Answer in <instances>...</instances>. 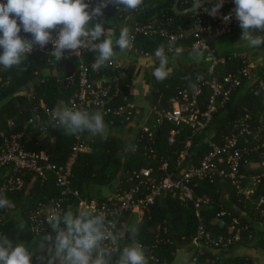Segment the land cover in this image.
I'll return each instance as SVG.
<instances>
[{"label":"trees","instance_id":"trees-1","mask_svg":"<svg viewBox=\"0 0 264 264\" xmlns=\"http://www.w3.org/2000/svg\"><path fill=\"white\" fill-rule=\"evenodd\" d=\"M174 2L175 0H143L146 9L142 15L135 13V10H127L123 7L117 9L109 4L105 11L106 23L97 18L96 21L103 23L105 29H109L112 26L108 18L109 7H111L116 20L128 14L134 16L129 34L135 23H152L165 19L171 20V29H190L193 13L177 15L173 10ZM190 6L191 0H181L179 8L184 10ZM232 6L234 4L223 1L224 10H229ZM20 35L31 39V34L23 31ZM255 35L264 36V32H257ZM192 43L191 36L182 44L185 47H191ZM215 43L216 41L213 44L214 48ZM161 45L166 48L172 44L163 37L140 36L136 40L135 47L142 52L155 54V50ZM256 49L264 51V44ZM165 54L167 56L179 55L168 52ZM91 55L95 56V53L91 51L86 54V56ZM76 66V59L64 58L61 61L54 59L48 62L40 55L26 56L21 66L10 70L0 66V139L1 136L21 134L27 150L45 153L49 162L56 167L66 166L73 159L71 190L78 196L73 194L67 196L68 200L63 206L65 210L71 208L77 211L81 200L101 202L105 199L102 197V190L107 186H115L114 189L122 193L129 191L136 183L132 180L134 170L152 166L158 168L167 163V171L160 172L159 175L172 172L179 175L188 165L200 164L210 152V141L221 143L224 137L239 133L236 124L241 118L249 115V121L255 127L259 125V117L264 113V91L262 90L261 94L256 96L253 91L254 86L251 83H244L215 113L211 124L203 132L195 133L190 128H183L176 136L174 143L170 144L169 135L173 125L165 122L153 129L152 138L145 136L141 143L137 141L141 135L139 131L129 149L123 154L119 141L114 138L108 137L106 140L96 141L90 138L87 132L68 136L64 135L63 129L54 127L50 122L49 112L58 106V102L63 101L64 104L70 106V100L75 94L76 87L67 85L65 78L74 71ZM208 67L207 63L203 70H187L162 81L156 80L154 90L150 95L153 107L170 109L169 99L174 96L176 87L189 86L198 76L209 79ZM237 67L236 62H227L218 67V74L222 76L234 71ZM254 70L264 78V65ZM126 73L125 82L131 84L130 74L127 70ZM209 96L210 90L206 86L200 98L202 109H205ZM131 99L132 89L124 84L115 105L129 104ZM94 111L98 110L93 108L91 112ZM111 120L113 119L110 117H104L105 123L112 126L117 124L125 127L130 123H121L118 120L111 123ZM80 140L88 144L91 148L90 152L75 151ZM188 143L191 145L189 148ZM241 143L254 146L257 139L244 134L241 137ZM147 145L152 146L157 155L155 165L143 156L144 147ZM184 151H187V155L183 164H179ZM248 159V164L242 163L241 172L250 178L255 174L248 170V165L255 161L264 163V156L260 157L256 154ZM9 172L11 171L8 169L0 171V184ZM258 174H264V172ZM19 176L24 181L23 188L3 194L11 201L12 207L0 210V228L14 242H20L19 238L24 229L31 233L30 213L41 202H47L51 198L60 196V189L56 186L52 174H49L44 182L36 174L27 170L20 171ZM225 184L230 185L229 182L220 178L193 181L192 187L195 193L210 199V203L201 206L199 216L196 215L193 204L186 208L165 193L156 199L155 204L144 213L139 222H134L133 213L124 214L114 231L119 236L120 247L138 243L144 248L146 255L151 254L157 259V262L148 260V264H174L177 253L191 246L193 239L198 236L199 227L203 226L205 232L211 236L222 235L225 239L232 238L233 240L220 251H216L213 247L206 248L205 252L198 256L197 262L191 260L189 264H258L253 257L236 254L240 248L257 250L260 243L257 241L253 226L241 214L235 213L232 207L236 205L239 211L247 213L248 216H256L258 220H264V215L256 209L257 202L264 197V177L254 193L253 197L257 200L255 203H250L244 196L237 195L233 188L230 199L226 200ZM261 208L264 209V204ZM223 211L229 212L230 215L220 217L219 214ZM234 218L239 219L240 224L237 229L233 230L231 227ZM20 223L24 224L23 230L19 228ZM236 235L239 236L237 240H235ZM33 264H36L35 258Z\"/></svg>","mask_w":264,"mask_h":264},{"label":"built area","instance_id":"built-area-1","mask_svg":"<svg viewBox=\"0 0 264 264\" xmlns=\"http://www.w3.org/2000/svg\"><path fill=\"white\" fill-rule=\"evenodd\" d=\"M5 2L6 0H0ZM91 7H96L100 0H86ZM215 3H209L201 7L198 13H193L190 23V36L193 38L191 47H185L182 43L188 39V33L182 29H171V20H156L152 23H135L130 36L132 37L129 51L135 54L148 55L135 47L136 40L140 36L151 38L163 37L168 40L172 50L169 47L165 48V53H176L175 49H181L179 54L193 49L194 45H198L204 53L205 61L208 63L207 75L209 79H195L194 83L189 86H177L175 94L169 99L171 108H153L154 124L152 126H144L140 130V138L138 143H141L145 136L152 138L153 129L159 127L165 122L173 125L170 131L169 143L173 144L181 129L190 128L195 133L203 132L212 122L215 113L225 105L230 99L232 93L241 87L244 83H251L254 86V94L259 96L264 91V78L258 74L252 66L251 56L247 51H237L227 56L221 57L217 54L213 44L220 38L232 34L235 30L241 29L239 22L233 15L228 21L224 17L229 15L235 8L232 6L229 10L221 8L215 17L210 16L203 9L214 6ZM107 8V7H106ZM104 8L103 15L97 17L98 20L106 23L107 17ZM146 6L142 3L135 13L142 15ZM57 31H53L55 37ZM53 50V46L49 43L41 49L38 45L28 56L40 55L48 62H52L54 57L49 53ZM87 47H82L77 52L66 53L64 58L77 60V66L74 71L65 78L67 85L75 86L76 91L70 100V106L88 110L97 109L102 112L104 117H110L111 123L118 120L121 123L131 122L133 120V106L129 104L115 105L116 100L120 97L122 87H131V84L126 83V67L123 61L113 58V63L105 65L98 70H93L91 65L95 62V57L90 60H84L87 53H90ZM177 54V53H176ZM227 62H236L238 67L224 75L218 74V67ZM102 71H106L103 72ZM208 86L210 96L206 103L205 109H202L200 98L203 95L204 88ZM260 122L257 126H252L250 116L246 115L241 118L236 128L239 133H234L223 138L221 143L214 141L209 142L210 152L201 160L199 165L190 164L183 169L179 175L172 172L167 175L160 176V172H165L168 169V164L155 168H141L132 172V180L135 185L124 193L117 190L114 193L105 197L101 202L81 200L77 206V211L84 209H95L103 211L110 224L115 231L121 217L126 213H145L153 206L156 199L162 194L170 195L171 199L178 201L184 207H189L193 204L196 215H200V208L203 204L210 203L207 197L198 196L192 183L194 180H214L220 178L229 182L237 195H242L249 199L256 189L259 187L264 174H257L248 178L241 172L242 163L248 164L249 157L259 154L264 156V113L259 117ZM251 135L257 139L254 146H247L241 143L242 135ZM190 143L187 144L189 148ZM138 147V145H136ZM90 148L88 144L80 140L75 147V151H85ZM187 151L181 155L179 164H183ZM143 156L150 159L155 165L157 155L152 146L144 147ZM73 159L66 166L56 167L49 162V158L45 153L27 150L22 139V135L1 136L0 139V171L8 169L9 172L2 184H0V195L7 192L21 190L24 186L23 179L19 176L22 170L30 171L36 174L44 182L49 174H52L56 186L60 189V196L51 198L47 202H41L38 207L30 213L29 228L31 233L38 238H42L51 234V229L46 222V208L49 205H59L63 209L64 203L68 200L67 196L73 194L78 196L76 192L71 190V166ZM264 197L257 202L256 209L264 215ZM230 215L229 212L223 211L219 214L220 217ZM240 221L234 218L232 229H237ZM239 231V229H238ZM0 234H4L0 228ZM239 239L236 235L235 240ZM233 239H225L221 236H211L206 233L203 226L199 227L198 236L193 239L191 245L195 246V254L192 257L193 262L198 261V256L202 255L206 248L213 247L216 251L226 248L228 243ZM219 253V252H218ZM147 261H156L157 259L151 254L146 255ZM116 257L114 256L113 264Z\"/></svg>","mask_w":264,"mask_h":264},{"label":"clouds","instance_id":"clouds-1","mask_svg":"<svg viewBox=\"0 0 264 264\" xmlns=\"http://www.w3.org/2000/svg\"><path fill=\"white\" fill-rule=\"evenodd\" d=\"M211 2V0H209ZM143 0H100L91 7L86 0H6L0 2V66L6 70L22 65L25 57L35 46L41 49L49 43L53 50L49 53L56 61L64 59L66 53L77 52L87 47L95 53V62L91 65L98 70L113 63L114 49L121 51L131 46L132 37L127 28H122L117 39L106 33L104 24L96 18L103 15V9L109 4L119 9L135 10ZM235 8L224 17L228 21L235 16L242 29L240 40L247 41L252 47L264 44V36L255 35L264 32V0H234ZM202 0H191V6L185 13H198ZM223 7V0H217L210 9L204 8L215 17ZM21 31L31 34V39L22 37ZM57 31L53 37L52 32ZM171 45L169 51H171ZM179 54L181 49H175ZM203 51L194 45L192 55L203 56ZM159 64L153 71L157 80H164L171 69L164 45L155 50ZM202 79V77H197ZM54 127L63 129L64 135L76 136L84 132L92 136L107 139L108 129L102 112L83 110L58 102V106L49 112ZM12 207L6 196L0 195V210ZM46 222L51 234L46 235L34 247L24 242H14L7 235L0 234V264H148L144 248L138 243L120 247L118 234L112 230L103 211L84 209L73 211L62 209L59 205L46 208ZM19 228L23 230L24 224Z\"/></svg>","mask_w":264,"mask_h":264},{"label":"crops","instance_id":"crops-1","mask_svg":"<svg viewBox=\"0 0 264 264\" xmlns=\"http://www.w3.org/2000/svg\"><path fill=\"white\" fill-rule=\"evenodd\" d=\"M108 15L109 21L110 23H112V26L109 29H111L112 31L106 34L111 36L114 40L119 37L122 28H127L128 31L131 30L134 16L128 14L126 16L119 17L116 20L114 18V14L111 10V7H109ZM185 32L188 33V37H191L190 29L185 30ZM241 35L242 29H239L235 30L232 34L224 36L218 41H216L215 49L217 51V54L221 57H224L237 51H247L251 56V62L254 68L263 66L264 51L258 50L256 49V47L250 46L247 41L240 40ZM114 51L116 53L114 58L123 61L127 72L130 74L132 89L131 105L133 106L134 110V118L125 127H122L121 125L117 124L113 126L106 124L108 129L107 138L109 137L118 140L122 148L121 151L124 152L129 149V146L131 145V143H133L142 127L152 126L154 124V107L152 105L150 95L154 90L155 81L157 80L152 73L155 67L158 66L159 60L155 57V54L152 53H148V55L135 54L129 51L128 49L121 51L118 47L115 48ZM93 57L95 56H85L84 60L87 61ZM167 57L169 61L168 67L171 69V71L165 79L179 75L187 70H203L207 66L204 54L199 58H195L192 55V50L185 51L179 55ZM89 137L96 141L103 140L100 136L89 135ZM90 151L91 148H87V150H85L84 152ZM123 154H125V152ZM247 168L252 174L256 175L260 172L262 173V171L264 172V163H262L261 161H255L250 163ZM224 187L226 189L225 199H230L232 187L228 184H225ZM114 188L115 186H107L103 188L102 197H107L108 195L117 191ZM253 196L254 194L248 197L249 199L246 200H248L250 203H255V201L257 200H255ZM232 209L235 213L241 214L242 217L249 221V223L253 226L256 231L257 241H259L260 243L257 250L249 248H240L238 249L236 254L253 257L258 262V264H264V220H258L256 216H248L247 213L239 211V208L236 205H234ZM143 216L144 213L142 212L135 213L134 222H139L143 218ZM41 240V238L33 236L27 229H24L22 231L21 237L19 238L20 242H24L30 247H34ZM195 249L196 247L191 245L188 248L180 250L176 255L174 264H189L192 260V257L194 256Z\"/></svg>","mask_w":264,"mask_h":264},{"label":"water","instance_id":"water-1","mask_svg":"<svg viewBox=\"0 0 264 264\" xmlns=\"http://www.w3.org/2000/svg\"><path fill=\"white\" fill-rule=\"evenodd\" d=\"M223 1L230 2V3H232V4L235 5L234 0H223ZM180 2H181V0H175L174 5H173V10H174V12H175L177 15L190 14V12H189V13H185L184 10H181V9L179 8ZM216 2H217V0H211V2H209V0H202V5H201V7L204 6V5H206V4H209V3H216Z\"/></svg>","mask_w":264,"mask_h":264}]
</instances>
